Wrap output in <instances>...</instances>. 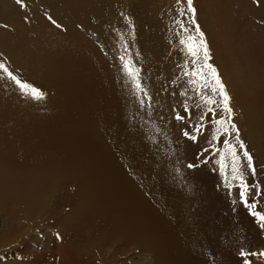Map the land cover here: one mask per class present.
<instances>
[{
	"label": "rangeland",
	"instance_id": "obj_1",
	"mask_svg": "<svg viewBox=\"0 0 264 264\" xmlns=\"http://www.w3.org/2000/svg\"><path fill=\"white\" fill-rule=\"evenodd\" d=\"M25 3L0 0V61L45 95L36 100L0 78V264H20L26 255V264H141L147 253L152 264L165 253L170 264L190 263L162 252L168 240H181L204 264H264V256L240 255L264 253V228L241 202L230 166L233 186H226L217 161L229 137L212 139L217 125L211 113L200 120L208 106L186 75L195 68L180 43L187 33L179 21L195 28L186 0ZM193 6L209 63L231 97V121L253 157L256 175L246 170V178L259 184L256 210L264 212V0H193ZM241 78L238 99L232 90ZM222 116L216 107L215 118ZM40 177L58 183L41 200L27 192ZM130 189L162 216L158 234L120 233L126 216L136 213ZM65 245L73 256L62 251Z\"/></svg>",
	"mask_w": 264,
	"mask_h": 264
},
{
	"label": "snow or ice",
	"instance_id": "obj_2",
	"mask_svg": "<svg viewBox=\"0 0 264 264\" xmlns=\"http://www.w3.org/2000/svg\"><path fill=\"white\" fill-rule=\"evenodd\" d=\"M181 2V0H178ZM16 3L21 7H27L25 0H16ZM187 11L191 14V23L195 25L194 30L189 29L184 26L183 21H179L180 27L183 29L185 33H187L186 38L181 39L180 43L183 44L187 50V53L193 58L195 63V68L192 71L186 73L189 77H194L190 80V83L194 85H198L199 94L201 101L208 106L206 112H204L200 120L203 121L204 118L211 113L212 114V123L217 125L215 134L213 135V140H219V137L223 134L229 139L224 141L225 144V153L226 155H221L220 160L217 161L220 165L221 174L225 177V184L227 187L231 188L233 185L228 182V175L226 173V168L230 166L231 168V180L238 182L239 185V197L244 206H246L251 215L258 219L260 222V227L264 228V212L257 211L256 208L259 204V197L262 193L259 191V184H249L246 178V170H250L251 175H256V168L253 164V157L247 150L246 145L239 137V129L236 127L234 123L231 121V117L233 116V109L230 107L231 97L229 96L226 86L223 83L220 74L216 67L209 63L211 60V54L208 48V44L205 38V34L201 31L199 24L196 23L195 14L196 8L193 6V0H186ZM180 14H184V8L180 9ZM49 19H51L49 17ZM53 23H55L53 21ZM123 60V57H121ZM125 69L128 71L129 75L135 76L138 72L137 70H133L130 66V62L125 63ZM0 70L4 73V77L14 82L19 90L36 100H42L44 98V93L34 87L33 85L22 81L16 74L10 71L9 67L5 62L0 61ZM137 87H140L139 82L137 81ZM210 93V94H206ZM219 96L222 99L217 100L216 97ZM215 105L216 107H222L223 113L227 114V118L223 116L220 119H216V107H212ZM199 107V105H197ZM187 110V109H186ZM189 115H191L189 113ZM178 120H182L183 117L177 115ZM205 128L204 123H199L195 126V132L197 134L202 133ZM233 133L235 135L233 136ZM185 136H188L191 140H196V135H190L188 132L184 133ZM233 139L236 141L233 143ZM230 157L231 163L230 165L226 164V158ZM189 168L196 167L195 165L189 164ZM257 189V191L253 194L252 190ZM253 195V202L249 203V196ZM235 203V201H233ZM241 256L247 257L249 255L252 256H264V253H247L241 251ZM245 264H251L250 261L245 260Z\"/></svg>",
	"mask_w": 264,
	"mask_h": 264
},
{
	"label": "bare ground",
	"instance_id": "obj_3",
	"mask_svg": "<svg viewBox=\"0 0 264 264\" xmlns=\"http://www.w3.org/2000/svg\"><path fill=\"white\" fill-rule=\"evenodd\" d=\"M220 47V46H219ZM223 52V51H222ZM67 53V52H66ZM224 55V54H223ZM222 55V56H223ZM224 57V56H223ZM222 60V59H221ZM224 60H227L229 62H227L226 64H230L232 61H231V58L228 56L227 59H224ZM223 61V60H222ZM67 67V66H65ZM65 70V69H64ZM69 69H67V72H68ZM65 73V72H64ZM63 74V73H62ZM229 79V77H228ZM231 80V78H230ZM228 80V81H230ZM242 84V86L240 85V83ZM239 82H236V84H233L235 88L234 89V92L232 90V93H235L236 97L239 99H241V94L239 93V91L243 88V85H244V81H242V78ZM231 85H232V82H231ZM245 86V85H244ZM238 94V96H237ZM242 98L244 99H249L246 95H243ZM240 103H241V100H240ZM82 112V111H81ZM84 116V115H83ZM82 116V117H83ZM81 118V117H79ZM84 119V118H83ZM110 120V119H109ZM86 133L83 132V135H85ZM47 159V158H46ZM67 160V159H66ZM64 164H62V167H63ZM93 171H96V168H91ZM64 170V168H63ZM60 171V170H59ZM71 171V172H70ZM69 172L71 173L70 177L74 176V174L76 173V170H69ZM79 172V170H78ZM84 172V171H83ZM68 173V172H67ZM80 174V173H79ZM85 174H87L85 172ZM84 174V175H85ZM91 174V173H90ZM61 175V173L59 172L58 173V176ZM64 175V173H63ZM68 175V174H67ZM57 176V175H56ZM66 176V175H65ZM87 177V175H86ZM65 178H68L67 176ZM79 178V177H77ZM82 178V177H81ZM88 178V177H87ZM41 181L38 182L36 179L33 180V184H35V188L32 189V191L30 189H27V192L28 194L30 193V197L31 196H38L37 199L41 200V198H43L44 196H49L51 194V192H54L53 188L55 187V185L52 183L54 179H57V177H51V179H49L48 177L43 179V177H40ZM19 180V179H18ZM74 180V179H73ZM78 180V179H77ZM30 182V181H29ZM56 181L54 180V183ZM85 182V180L83 179V183ZM86 182H88V180L86 179ZM55 184H58V183H55ZM58 186V185H57ZM11 188V187H10ZM46 189V191H45ZM20 190V189H19ZM24 192V191H23ZM138 193V192H137ZM135 191L131 190L130 189V192H127V195L128 197L130 198L131 200V204L132 206L130 205V209L133 210V211H136V213L132 214L133 217L132 218H128V216H126V218L124 219L123 223H124V226L122 228V230H119L120 233L122 234H130L134 237H139V236H142V237H151L153 235H156L158 234L159 230H160V227L162 226V216H159L156 214V211L155 209L153 208L152 204H150L148 201L145 203L144 202V198L141 197V194L138 193L137 194ZM26 194V193H25ZM140 194V196H138ZM24 196V195H23ZM22 196V197H23ZM27 197V196H26ZM165 197V196H164ZM22 199V198H21ZM27 200V199H26ZM35 200V199H34ZM34 200L32 201H28L26 204L27 205H32L34 203ZM37 204H39L40 206L42 205L41 202H38V201H35ZM94 202V201H93ZM96 205V204H95ZM171 206V205H170ZM168 207V206H167ZM173 207V206H172ZM86 209V208H85ZM132 211V212H133ZM108 213V212H107ZM186 218V217H184ZM109 224V223H108ZM115 225V224H114ZM81 226V225H79ZM106 226V225H105ZM121 226V225H120ZM134 227H136V229H140V230H136ZM92 228V227H91ZM101 228V227H100ZM99 228V229H100ZM119 228V227H118ZM103 229V228H102ZM120 229V228H119ZM113 231V230H112ZM102 232V231H101ZM105 232V231H103ZM127 232V233H125ZM91 233V232H90ZM89 233V234H90ZM108 233V232H107ZM115 233V232H114ZM119 234V233H118ZM118 236V235H117ZM4 238V237H3ZM3 238H0V241L3 240ZM213 238V237H212ZM119 239V238H118ZM122 239V238H121ZM124 239V238H123ZM197 239V238H196ZM200 239V238H199ZM17 240V239H16ZM19 240V239H18ZM205 241H207L206 239H204ZM209 240V243H210V240L211 238H208ZM15 241V240H14ZM47 241V240H46ZM175 240H168L166 241V243H161V247L160 249H162L163 251L162 252H166V250L168 249V253L171 254L176 252V255L180 256V257H187L189 260H190V263H183V264H204L201 263L202 261V258H201V261H199L198 257L199 254L198 252L196 251L195 254H198V255H194L192 254L190 248L186 249L188 251H185L182 247H181V243L179 242H182L181 240H179V242L175 241ZM17 242V241H16ZM15 243V242H14ZM177 243V244H175ZM208 243V244H209ZM32 244V243H31ZM139 244H141V242H139ZM183 244V242H182ZM196 243H194L193 245L195 246ZM142 248L144 247L142 244L140 245ZM193 246V247H194ZM64 247V251L66 254H69V257L72 255L73 256V253H75L74 250H71V246L67 247L66 245L63 246ZM158 247V246H157ZM191 247V246H190ZM192 247V250L194 249ZM196 247V246H195ZM48 248V247H47ZM33 248H25V250H32ZM159 249V247L157 248ZM71 250V251H70ZM154 250V249H153ZM174 250V251H173ZM195 250V249H194ZM196 250H197V247H196ZM199 250V249H198ZM39 251V250H37ZM18 252V251H17ZM81 252V251H80ZM161 252V251H160ZM189 252V253H188ZM200 252V251H199ZM23 253V252H22ZM63 253V252H62ZM64 253V254H65ZM109 253V252H108ZM158 253V252H157ZM163 253V254H164ZM202 253V251H201ZM173 254V256H174ZM226 254V253H225ZM23 255V254H22ZM26 255V254H25ZM162 255V254H160ZM203 255V253H202ZM29 255H26V257L22 258V263L20 264H26L25 262L28 260V257ZM45 256V255H43ZM66 256V255H65ZM65 256H63L65 258ZM198 256V257H196ZM62 257V256H61ZM158 257V256H157ZM202 257V256H201ZM224 257V256H223ZM20 258V256H19ZM162 260H161V263L160 264H170L172 262V260H169V258H166V253L163 255V257H161ZM226 258V257H224ZM8 258H5V263H7ZM15 259V257H11L10 261L9 262H12L13 260ZM30 259V258H29ZM37 259V258H36ZM18 260V259H17ZM16 260V261H17ZM152 260H153V253H147L144 255V257L141 259V264H152ZM7 261V262H6ZM21 261V260H20ZM133 262V260H131ZM159 261V259H158ZM14 262V261H13ZM225 262V261H224ZM257 262H259L257 260ZM222 263V262H221ZM95 264V263H94ZM99 264V263H98ZM154 264V263H153ZM205 264H206V261H205ZM259 264V263H258ZM261 264V263H260Z\"/></svg>",
	"mask_w": 264,
	"mask_h": 264
}]
</instances>
